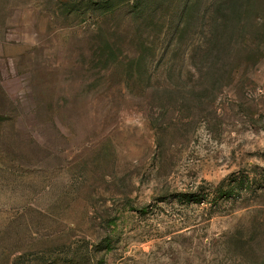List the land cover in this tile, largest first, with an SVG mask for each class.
Segmentation results:
<instances>
[{"label": "rangeland", "instance_id": "obj_1", "mask_svg": "<svg viewBox=\"0 0 264 264\" xmlns=\"http://www.w3.org/2000/svg\"><path fill=\"white\" fill-rule=\"evenodd\" d=\"M0 264H264V0H0Z\"/></svg>", "mask_w": 264, "mask_h": 264}]
</instances>
